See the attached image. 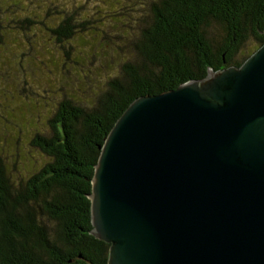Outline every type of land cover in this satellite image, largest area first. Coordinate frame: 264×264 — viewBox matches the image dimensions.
<instances>
[{
    "label": "trees",
    "instance_id": "obj_1",
    "mask_svg": "<svg viewBox=\"0 0 264 264\" xmlns=\"http://www.w3.org/2000/svg\"><path fill=\"white\" fill-rule=\"evenodd\" d=\"M125 1L102 0L93 17L78 13L83 4L73 1L38 8L51 2L0 0V67L10 63L19 78L27 71L38 75L39 70L43 81L45 67L52 74L39 95L46 124L25 143L42 154L38 168H33L35 162L29 164L26 146L11 159L0 148V264H106L110 245L90 233L88 195L100 146L116 121L137 98L203 79L210 69L241 66L264 44V0H142L137 18L131 16L135 25L124 34L126 43L116 45L125 49L122 57L89 53L87 46L83 55L75 54L78 35L99 34L108 41L107 22H101L106 10L114 14L115 24L126 22L131 6ZM30 32L52 37V51L29 43ZM94 74L102 76L100 91L90 100L79 98L76 90L89 92ZM78 76L80 88H73L70 84ZM27 81L17 84L24 87ZM11 87L6 83L0 90L7 100H0V109L10 105ZM3 110L0 147L8 143L11 128H20L15 131L20 135L34 122V117L26 121L22 115L14 126ZM13 137L16 149L19 137ZM24 167L29 171L21 175Z\"/></svg>",
    "mask_w": 264,
    "mask_h": 264
},
{
    "label": "water",
    "instance_id": "obj_2",
    "mask_svg": "<svg viewBox=\"0 0 264 264\" xmlns=\"http://www.w3.org/2000/svg\"><path fill=\"white\" fill-rule=\"evenodd\" d=\"M88 198L106 264H264V44L133 101Z\"/></svg>",
    "mask_w": 264,
    "mask_h": 264
},
{
    "label": "rangeland",
    "instance_id": "obj_3",
    "mask_svg": "<svg viewBox=\"0 0 264 264\" xmlns=\"http://www.w3.org/2000/svg\"><path fill=\"white\" fill-rule=\"evenodd\" d=\"M38 1H44V0H38ZM48 1V3L51 2V4L49 5H42V6H38V8H50V6L53 5H57L56 1L59 0H46ZM61 1H69V2H75V4H83V9L81 10V12L78 11V13H80L82 16L84 15H88V16H97L99 14V11L101 9V7L103 6V2L102 0H61ZM126 3L130 4V10L128 12H126L125 14H129V16L127 18H125L126 22L120 21L118 22V24H115L114 20H112L111 14L108 10H106L105 12H103L102 15V20L101 22H107V24L104 25V27L107 29V33L108 35H106L108 41L103 40L101 38V36L98 34L96 37H94L93 35L90 36H85L86 33H84L83 35H78L75 40H74V45L76 48V53L78 55H83V51L86 50L88 47L89 53H97L101 55H107V54H112V56L117 53L118 55H120L121 57L124 55V51L125 49L119 48L116 45L117 44H122L124 45V43H126L124 34L127 32V34H129V29L130 26H134V21L133 19H131V16L133 15L135 17V19L137 18L136 16V11L140 10L139 6L142 5L143 1L142 0H126ZM54 3V4H53ZM101 4V5H100ZM107 7V5H105ZM134 7V11L133 8ZM108 9H114V6H110L108 7ZM116 10V9H115ZM101 17V16H100ZM123 20V19H122ZM108 25V26H107ZM126 34V35H127ZM31 36V40L28 41L29 43H36V46H39V43L42 48V50H46L47 51H52V37H50L48 34H42V32H36L35 34L31 33L29 34ZM17 37V36H16ZM19 42H22L24 44H27L25 41V38L23 39V37L20 38L17 37L16 39ZM24 41V42H23ZM84 43H81V42ZM86 41V42H85ZM28 43V46H29ZM85 46H87L86 49ZM32 46H30L31 48ZM18 48V47H17ZM17 48L15 49V51H18ZM19 53V52H18ZM126 53V52H125ZM17 54V53H16ZM30 55H33V51H30ZM78 59H80L78 57ZM14 60V59H13ZM12 60V61H13ZM52 57L48 58V63L52 62ZM82 61L86 60V56H83L81 58ZM57 63H59V60L57 59ZM100 63V62H99ZM102 63V62H101ZM100 63V64H101ZM10 64V63H9ZM6 64L4 65L3 69L0 67V90H4V87L6 85V83H8V85L12 86L11 89L12 93L14 94L13 98L8 100V103H10V105L5 107V103H4V110L0 109V124L4 123V119L5 117H3V115L1 114V110H3L4 113H7L11 116V118H13L12 120H10L11 122H14V126H16V122L19 121L18 118L22 115H24V118L27 120H29V118L34 117V122L32 123V125H28L27 129H23L22 133L20 135H18L17 133H15V131H20L19 129L16 128H11L13 129V133H9V140L8 143H4V148L0 147L2 149H5V153L6 155L11 159L13 158V154L15 153V151L17 150L18 152H22L21 146H26V156L27 159L29 161V164L35 162L36 164L34 165L33 168H38L39 163L42 161V154L37 151L34 148H30L29 145H25V143L28 144L30 142V137L31 135H33L35 132H38L40 130L44 129V126L46 124V110H45V105L43 106V103L40 101L41 99L39 98V95L41 93H43V89L41 88V86L45 83L49 81V78L51 77V73L50 70L48 68L45 67V74L42 75L44 77V80L42 81L40 77H38L39 75V70H37L38 75L27 71L25 73V78L23 77H18L15 75V73L12 70V67ZM71 68V67H69ZM90 68V67H88ZM86 71V76H88V70L85 69ZM102 76L99 75H95L94 74V78L90 79V89L89 92H82L80 90H76L75 94L79 95V98L81 99H87L90 100L92 99L93 96H95L100 90L97 87V83L100 84V79ZM22 80H28L27 84L22 87L21 85L18 86V82H20ZM74 82L72 85L73 88H80V84H81V78L79 81V76L74 78ZM9 80V81H7ZM51 80H55L56 82H58V78L57 77H53V79ZM29 82V83H28ZM100 82V83H99ZM8 87V86H7ZM0 91V92H2ZM71 92V91H70ZM75 90L72 89V93H74ZM56 96H57V92H56ZM0 100H4L5 102L7 101L5 99V97L0 93ZM37 100V101H36ZM36 101V102H35ZM35 102V103H34ZM12 110V111H11ZM14 111H17L18 113H20L21 115L15 113ZM46 116V117H45ZM45 117V118H44ZM4 118V119H3ZM7 119V118H6ZM10 125V124H9ZM12 127V125H11ZM16 129V130H15ZM26 132V133H24ZM15 137H19V146L15 149V147L12 145V138ZM12 137V138H11ZM16 142V141H14ZM8 146L6 147L5 145ZM19 149H21L19 151ZM9 153H12V155H10ZM38 164V165H37ZM26 171H29V167H24V169H22V171L20 170V174H24L26 173Z\"/></svg>",
    "mask_w": 264,
    "mask_h": 264
}]
</instances>
